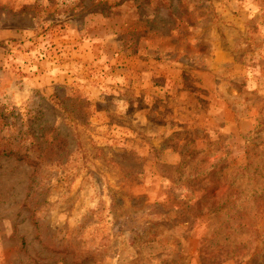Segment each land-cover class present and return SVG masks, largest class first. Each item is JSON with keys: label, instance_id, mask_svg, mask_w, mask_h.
I'll use <instances>...</instances> for the list:
<instances>
[{"label": "rangeland", "instance_id": "1", "mask_svg": "<svg viewBox=\"0 0 264 264\" xmlns=\"http://www.w3.org/2000/svg\"><path fill=\"white\" fill-rule=\"evenodd\" d=\"M0 264H264V0H0Z\"/></svg>", "mask_w": 264, "mask_h": 264}]
</instances>
